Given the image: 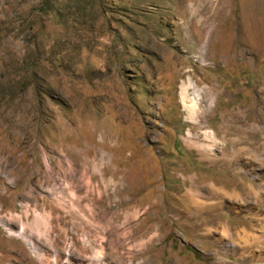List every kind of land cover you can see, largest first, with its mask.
<instances>
[{"label": "rangeland", "instance_id": "obj_1", "mask_svg": "<svg viewBox=\"0 0 264 264\" xmlns=\"http://www.w3.org/2000/svg\"><path fill=\"white\" fill-rule=\"evenodd\" d=\"M210 1L0 0V264H264V0Z\"/></svg>", "mask_w": 264, "mask_h": 264}, {"label": "bare ground", "instance_id": "obj_2", "mask_svg": "<svg viewBox=\"0 0 264 264\" xmlns=\"http://www.w3.org/2000/svg\"><path fill=\"white\" fill-rule=\"evenodd\" d=\"M198 1V0H195ZM198 4L202 9L197 8L198 13H202L203 8L206 7L207 4H210V0H201ZM207 2V4H206ZM205 20H203L204 22ZM206 28H202L204 31ZM203 55V54H202ZM203 57V56H202ZM190 77V76H189ZM180 96L182 99V103L189 111L191 118L194 117V115L197 114V112L200 110V103H201V97L202 93L199 89V86L196 82H194L191 78H189L187 81H182L180 86ZM186 110V109H185Z\"/></svg>", "mask_w": 264, "mask_h": 264}]
</instances>
